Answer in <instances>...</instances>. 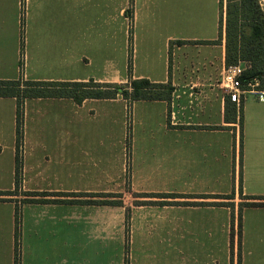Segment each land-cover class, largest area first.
<instances>
[{
	"label": "crops",
	"instance_id": "crops-1",
	"mask_svg": "<svg viewBox=\"0 0 264 264\" xmlns=\"http://www.w3.org/2000/svg\"><path fill=\"white\" fill-rule=\"evenodd\" d=\"M136 2L0 0V80L175 89L170 102L28 99L17 190V105L0 98V264H238L239 190L264 198V90L253 82L240 104L224 94L225 0H159L140 59ZM216 175L218 191L176 190ZM231 194L234 210L214 206ZM115 196L121 206L96 203ZM241 223L240 264H264V208Z\"/></svg>",
	"mask_w": 264,
	"mask_h": 264
},
{
	"label": "trees",
	"instance_id": "trees-1",
	"mask_svg": "<svg viewBox=\"0 0 264 264\" xmlns=\"http://www.w3.org/2000/svg\"><path fill=\"white\" fill-rule=\"evenodd\" d=\"M224 0H221V8L224 7ZM226 66L245 64L246 70L241 78L245 90H250L249 84L258 81V89L264 90V9L260 0H226ZM22 67V63H21ZM129 71L131 73L132 66ZM248 88V89H247ZM174 87L169 84H153L149 80L130 79L126 84L99 83L93 79L83 82H39L25 80L23 77L17 80H0V98H13L16 100V190L18 178L22 169V148L24 138V110L25 102L28 99L38 98H68L73 99L77 104L86 100H115L123 98L135 101H167L172 100ZM7 196L16 194L8 193ZM92 197V196H89ZM109 197V196H105ZM113 197V196H112ZM117 197V196H116ZM144 198L162 199H198L205 195H155L144 194ZM214 199H223L228 202L216 203L214 206L228 207L235 209V195L211 196ZM241 203L239 204V253L238 264L241 263V214L245 207H263L264 198L243 197L241 188L239 190ZM38 202L40 200H31ZM243 201H251L250 203ZM93 203V201L82 202ZM103 205L121 206L120 201L96 202ZM144 202L143 205H149ZM159 205H172L169 202H162ZM186 206H202L203 204L186 202ZM234 216V214H233ZM17 224V254H18V230L20 226V212L16 211ZM234 234L231 235V253L234 254Z\"/></svg>",
	"mask_w": 264,
	"mask_h": 264
},
{
	"label": "rangeland",
	"instance_id": "rangeland-1",
	"mask_svg": "<svg viewBox=\"0 0 264 264\" xmlns=\"http://www.w3.org/2000/svg\"><path fill=\"white\" fill-rule=\"evenodd\" d=\"M136 1V0H134ZM138 2H136V12H138V19L137 16L135 18V21H137L134 25V27L131 28V30H129L132 38L134 36V38H138L137 42L134 41V43H132V47H134L135 49L138 48L139 50V59L141 57V52L142 50L146 47L144 44V39L146 37V29H145V24L147 21H150V23H153L154 17L156 12H155V6L156 4H158L159 0H137ZM226 1V0H225ZM261 1V5L262 8L264 9V0H260ZM164 44L162 43V41L158 38L154 39L153 44L150 46L149 49H157V48H161ZM20 79V78H19ZM126 84V83H124ZM248 89V88H247ZM249 89H252L251 87ZM130 112V110H129ZM128 129H131V122H130V117H128ZM239 166H237V170H238ZM221 177H219L218 175L215 176V180L214 182H212L210 185H205L203 184V181L200 180V177H196V176H187L185 177V181L183 183H181L176 190L180 191L182 193V191H186V194L189 193H198L204 190H208V191H212V190H217L219 188H221L220 185V179ZM116 197V196H115ZM121 196H117L116 200L114 201H119L120 202V198ZM109 201V200H107ZM215 202H219V203H223L226 202L223 199H219ZM238 203H241V199L239 197ZM238 237L239 238V229H238ZM192 236H189L187 238H191ZM195 249V248H191ZM238 253H239V239H238V244L236 247V251H235V246H234V254L238 257ZM233 254V255H234ZM232 255V256H233Z\"/></svg>",
	"mask_w": 264,
	"mask_h": 264
},
{
	"label": "built area",
	"instance_id": "built-area-1",
	"mask_svg": "<svg viewBox=\"0 0 264 264\" xmlns=\"http://www.w3.org/2000/svg\"><path fill=\"white\" fill-rule=\"evenodd\" d=\"M245 70L246 67L242 64L228 67L221 81L225 96H227L231 102L236 104L241 103V96L246 92L241 82ZM249 86L252 88L254 87V84L251 83Z\"/></svg>",
	"mask_w": 264,
	"mask_h": 264
}]
</instances>
